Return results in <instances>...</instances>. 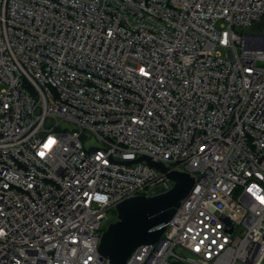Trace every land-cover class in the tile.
I'll list each match as a JSON object with an SVG mask.
<instances>
[{"label":"built area","instance_id":"1","mask_svg":"<svg viewBox=\"0 0 264 264\" xmlns=\"http://www.w3.org/2000/svg\"><path fill=\"white\" fill-rule=\"evenodd\" d=\"M258 23L264 0H0V264H109L116 205L175 184L143 156L195 183L127 264H264Z\"/></svg>","mask_w":264,"mask_h":264},{"label":"water","instance_id":"2","mask_svg":"<svg viewBox=\"0 0 264 264\" xmlns=\"http://www.w3.org/2000/svg\"><path fill=\"white\" fill-rule=\"evenodd\" d=\"M147 161L165 173L174 186L164 192L139 195L116 205L117 220L104 231L99 251L109 264H127L133 251L145 243H160L166 224L176 213L181 201L193 188L195 179L185 171L170 170L162 162L143 156L136 161Z\"/></svg>","mask_w":264,"mask_h":264},{"label":"rangeland","instance_id":"3","mask_svg":"<svg viewBox=\"0 0 264 264\" xmlns=\"http://www.w3.org/2000/svg\"><path fill=\"white\" fill-rule=\"evenodd\" d=\"M261 31L260 32H263L264 33V24H262V26L260 27ZM221 53L222 55L225 57L226 56V51L221 49ZM117 220V212L116 210L112 212L111 214V217H110V223L111 222H114Z\"/></svg>","mask_w":264,"mask_h":264},{"label":"snow or ice","instance_id":"4","mask_svg":"<svg viewBox=\"0 0 264 264\" xmlns=\"http://www.w3.org/2000/svg\"><path fill=\"white\" fill-rule=\"evenodd\" d=\"M55 141L54 140H50L48 144L45 145V147H50L52 144H54ZM41 155H43V153H41Z\"/></svg>","mask_w":264,"mask_h":264},{"label":"flooded vegetation","instance_id":"5","mask_svg":"<svg viewBox=\"0 0 264 264\" xmlns=\"http://www.w3.org/2000/svg\"><path fill=\"white\" fill-rule=\"evenodd\" d=\"M262 24H264V23H258L255 27H256V29H260V27L262 26Z\"/></svg>","mask_w":264,"mask_h":264}]
</instances>
